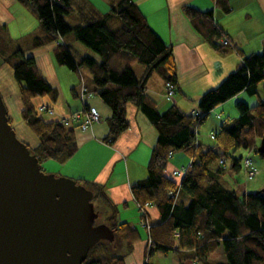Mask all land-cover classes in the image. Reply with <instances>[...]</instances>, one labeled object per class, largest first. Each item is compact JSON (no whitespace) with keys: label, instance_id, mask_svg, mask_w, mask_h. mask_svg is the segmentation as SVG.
I'll return each instance as SVG.
<instances>
[{"label":"trees","instance_id":"obj_1","mask_svg":"<svg viewBox=\"0 0 264 264\" xmlns=\"http://www.w3.org/2000/svg\"><path fill=\"white\" fill-rule=\"evenodd\" d=\"M18 1L38 16L41 34L32 39L33 47L53 42V56L60 65L80 76V69L89 72L92 90L88 92L82 79L71 90L80 99L88 93L97 95L111 109L104 142L113 144L128 131L129 105L140 110L156 129L157 140L147 161V175L131 188L135 203L155 206L159 215L158 222H150V244L144 258L157 252H174L179 264H264V190L247 193L235 179L243 172L242 162L248 153L254 152L264 163V153H257L264 132V100L252 108L237 103L239 116L220 125L212 134L211 145L203 147L195 138L197 129L216 106L238 92H255L254 88L264 80V51L241 53L242 60L235 71L204 92L197 103L198 112L185 114L171 104L160 113L147 96L146 82L153 74L160 75L164 84L174 83L175 95L176 62L172 47L151 28L133 0H107L102 9L101 0L95 4L89 0ZM215 3L228 9V0ZM182 7L192 26L217 52L223 54L233 49L230 41L222 37L212 11L191 5ZM0 28V55L13 69L19 84L22 120L38 140L33 154L39 163L52 160L64 164L77 150L74 129L58 120L48 121L46 114L38 112L34 98H54L55 89L36 68L34 58L11 46L4 27ZM134 63L143 66L138 78L132 69ZM83 112L74 114L82 116ZM175 151L191 160L182 177H172L173 171H166ZM222 174L235 180L233 188H226L219 180ZM75 181L93 192V205L96 203L94 208L101 217L96 223L114 230V243H98L82 264H124V258L147 232L117 220V210L103 186ZM180 196L186 197L187 202H182ZM140 218L139 213V221ZM218 251L224 256L222 260L213 257Z\"/></svg>","mask_w":264,"mask_h":264},{"label":"crops","instance_id":"obj_2","mask_svg":"<svg viewBox=\"0 0 264 264\" xmlns=\"http://www.w3.org/2000/svg\"><path fill=\"white\" fill-rule=\"evenodd\" d=\"M89 1L95 4L99 0ZM103 1L100 9L105 6V2L107 3V0ZM133 1L161 40L172 47L176 62L177 91L173 102L169 103L164 96L165 84L160 75L153 74L146 82L147 96L155 102L160 113L169 109L171 104H175L185 114L198 112L197 103L204 92L219 85L229 73L235 71L242 60L241 53L245 55L264 51V0H228L227 10H224L222 5H217L215 0ZM183 5L212 11L215 24L223 34L222 37L230 41L233 49L221 54L211 47L192 26L190 19L183 12ZM0 26L4 27L7 37L11 40V46L21 48L25 55H31L36 68L55 89L54 98L36 97L33 100L34 104L36 106L44 104L53 110L55 115H44L46 120L62 122L64 117L68 119L66 125L74 129L77 143L75 155L64 164L52 160L45 162L53 163L45 164L64 177L69 176L74 180L81 179L103 186L110 204L116 209L126 208L128 202L134 206L135 200L131 195V188L147 175V161L157 140L156 129L140 110L129 105L127 107L128 131L120 135L113 144L104 142L109 133L107 119L111 116V109L97 95L93 96L92 93H88L80 99L74 96L71 90V87L82 79L84 86L90 92L92 87L89 72L80 69V76L77 71L70 70L63 64L60 65L53 56L56 46L53 42L33 47L32 39L41 34V27L38 16L28 5L25 6L18 0H0ZM0 31L2 32L1 28ZM132 69L137 78L142 75V67L137 65L135 69ZM263 87L264 80L257 84L254 93L238 92L235 97L216 106L205 123L197 129L195 134L197 144L203 147L212 144L211 135L219 130L220 125L239 116L236 109L237 103H243L247 108H252L258 104L259 100H264ZM0 92H2L3 101L7 107L9 121L16 134L31 148H35L38 140L28 130L21 117L19 84L13 77V69L5 63L1 55ZM85 107L97 111L101 121L93 124L86 131H80L78 125L84 116L82 115L79 121H73L70 116L74 113L82 114ZM179 153L180 157L177 160L174 159L173 164H168L166 171L184 168L191 162L186 154L177 151L169 160ZM41 165L43 162L40 163ZM258 166L263 167L260 164ZM254 167L259 173L264 171L256 167L255 162ZM244 190L247 193L252 192L246 186ZM180 200L187 202L184 196H180ZM151 207L153 206L150 205L147 209L148 216L150 222L155 224L159 221V215L156 207L149 210ZM135 216L136 220H139L137 211ZM116 217L119 222L129 224L130 222L125 219L132 218V215L122 216V220L121 214L119 216L117 211ZM155 218L157 220L152 221ZM137 226L138 224L134 223L131 227ZM144 231L146 233V230ZM146 237L147 234L143 240L135 244L132 253L124 258V264H142L146 251ZM147 259L148 264H163L162 260L168 259L170 264H179L174 252L168 255L157 252L148 256Z\"/></svg>","mask_w":264,"mask_h":264},{"label":"water","instance_id":"obj_3","mask_svg":"<svg viewBox=\"0 0 264 264\" xmlns=\"http://www.w3.org/2000/svg\"><path fill=\"white\" fill-rule=\"evenodd\" d=\"M259 145L264 153V132ZM33 149L16 134L0 92V264H82L92 247L113 242L114 230L94 224L91 189L43 172Z\"/></svg>","mask_w":264,"mask_h":264},{"label":"built area","instance_id":"obj_4","mask_svg":"<svg viewBox=\"0 0 264 264\" xmlns=\"http://www.w3.org/2000/svg\"><path fill=\"white\" fill-rule=\"evenodd\" d=\"M224 42L226 43L227 41L224 40ZM166 84V92H165V96H166V100L168 102H173L174 101V89H175V85L174 83H170L168 81L165 82ZM38 112L40 114H48L53 116L54 112L50 109H48L45 105L41 104V106L38 107ZM83 120L82 122L79 124V130L80 131H86V129H88L89 127H91L93 124H96L100 121L99 118V114L97 111L93 110V109H86L83 112ZM73 121H79L81 120V114H74L73 116L70 117ZM62 122H66V120H62ZM212 137V135H211ZM213 138V137H212ZM242 168H243V176L244 179H246V181H251L252 179H254V177L258 174V170L257 168L254 167V163H253V159L252 157L247 156L246 158L243 159L242 162ZM186 166L184 168H179V169H175L172 172V177H182L186 171ZM136 206L138 207L139 213H140V221H139V226L146 230L147 232V240H146V248L148 249V246L150 244V238H148V233L150 231V217L148 216L147 213V207L149 205L145 204L140 205L138 203H135ZM145 248V249H146ZM148 261L147 257L146 259L144 258V260L142 261V264H146V262Z\"/></svg>","mask_w":264,"mask_h":264},{"label":"rangeland","instance_id":"obj_5","mask_svg":"<svg viewBox=\"0 0 264 264\" xmlns=\"http://www.w3.org/2000/svg\"><path fill=\"white\" fill-rule=\"evenodd\" d=\"M101 1H103V0H101ZM99 4V3H98ZM140 66V67H143L140 63H136V64H134L133 65V68L135 69V67L136 66ZM84 70H86L85 68H83ZM136 73V72H135ZM261 86H263V85H261ZM12 121V120H11ZM25 140V139H24ZM26 142H27V140H26ZM180 153L179 154H176V155H174V157L171 159V160H169V165H170V163H174V159L175 160H177L178 159V157H180ZM245 155V154H244ZM248 155H249V157H252V159H253V161L255 162V166L256 167H258V168H262V169H264V163H263V161H262V159H260V157L259 156H257L254 152H250V153H248ZM245 156H247V154L245 155ZM182 159L184 160V158L182 157ZM49 161H51V160H49ZM253 162V163H254ZM45 163H53V162H43V165H39L40 167H41V170L43 171V172H45V173H49V174H57V175H59V176H63V175H61L58 171H53L54 169L51 167V166H48V165H46ZM258 164H260L261 166H263V167H259L258 166ZM171 172H172V170L171 171H169V174H171ZM260 173H261V171H260ZM259 172H258V174L254 177V179H252L251 181H246V179H244V176H243V172L241 171L240 172V174L239 175H237L236 177H235V179H236V181H237V183L238 184H242L243 185V187H248L249 188V190L250 191H252L251 193H253V192H257V191H260V190H262V188L264 187V171L260 174ZM260 174V175H259ZM66 177V176H65ZM67 177H69V176H67ZM219 180H221V182L224 184V186L226 187V188H233L234 186H235V180L234 179H232L231 178V176L230 175H228V174H222V175H219ZM258 187V188H257ZM134 204V206L131 204V202H128L127 203V207L126 208H121V207H119V208H117L116 210L118 211V213H119V216H120V214H121V217L123 216H125V215H129V214H131L132 215V218L131 217H129V219H125L126 221H129L130 223V225L131 226H133L134 225V223H135V225H137L138 224V226L137 227H139V220H136V211L138 212V214H139V211H138V207L136 206V204L135 203H133ZM95 205H96V203H95ZM94 205V206H95ZM98 207V206H97ZM137 207V208H136ZM100 209V208H99ZM152 209H154V207H151L149 210H152ZM112 210V209H111ZM111 210H108V212L110 213L111 212ZM99 212H100V210H99ZM117 214V213H116ZM99 217V216H98ZM97 217V218H98ZM123 217H122V220H123ZM99 218H101V217H99ZM139 219V218H138ZM121 220V219H120ZM155 220H157V218H155V219H152V221H155ZM140 228V227H139ZM111 243H113V242H111ZM120 251V250H119ZM121 252V251H120ZM214 258H215V260H222V256H221V253H219V252H217L216 254H214V256H213ZM162 263L163 264H170L169 263V259L168 260H162Z\"/></svg>","mask_w":264,"mask_h":264},{"label":"flooded vegetation","instance_id":"obj_6","mask_svg":"<svg viewBox=\"0 0 264 264\" xmlns=\"http://www.w3.org/2000/svg\"><path fill=\"white\" fill-rule=\"evenodd\" d=\"M95 225H98L97 223H96V221H95V223H94ZM114 241V240H113ZM114 243V242H113ZM112 244V243H111Z\"/></svg>","mask_w":264,"mask_h":264}]
</instances>
